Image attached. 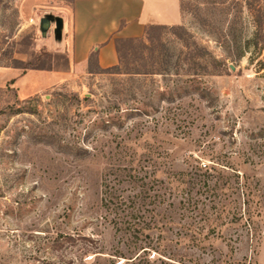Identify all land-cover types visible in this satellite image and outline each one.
Masks as SVG:
<instances>
[{"label":"rangeland","instance_id":"obj_1","mask_svg":"<svg viewBox=\"0 0 264 264\" xmlns=\"http://www.w3.org/2000/svg\"><path fill=\"white\" fill-rule=\"evenodd\" d=\"M180 2L181 22L152 30L140 50L168 60L166 75L88 65L26 99L0 86V264L71 258L77 248L53 249L62 234L92 236L108 252L111 165L174 188L181 173L214 174L174 199L169 226L148 233L153 248L182 264H264V0ZM64 7L0 0V65L46 51L40 21Z\"/></svg>","mask_w":264,"mask_h":264},{"label":"trees","instance_id":"obj_2","mask_svg":"<svg viewBox=\"0 0 264 264\" xmlns=\"http://www.w3.org/2000/svg\"><path fill=\"white\" fill-rule=\"evenodd\" d=\"M75 1L65 0L66 7L72 8ZM160 28L163 27H147L144 37L139 39L114 38L118 58L116 66L108 69L98 68L96 54L90 56L88 65H94L99 73L126 76L130 79L168 74V60H155L151 52L150 60H143L140 55V50L147 49V43H151L150 32ZM18 53L26 55L27 61L13 59L10 65L0 67L22 71L68 69V58L65 54L42 51L32 59V51ZM7 87L9 88V85ZM134 111L131 113H140L138 110ZM119 167L121 166L108 167L102 181L101 206L106 212L105 221L114 234V245L111 249L104 252L103 246L92 236L84 237L79 233L62 234L54 241V251L71 247L77 248L75 253L71 258L66 253L59 260H45L43 264H182V260L175 261L153 248L152 238L148 233H162L169 226L172 222L170 208L174 206L176 197L179 196L181 201L186 202L191 185L208 186L216 176L208 172L181 173L184 179L174 188L172 183L158 180L153 174L148 176L145 173L142 176L135 170ZM124 184L129 187L126 196L122 194L123 190H120Z\"/></svg>","mask_w":264,"mask_h":264},{"label":"crops","instance_id":"obj_3","mask_svg":"<svg viewBox=\"0 0 264 264\" xmlns=\"http://www.w3.org/2000/svg\"><path fill=\"white\" fill-rule=\"evenodd\" d=\"M52 18L38 44L47 52L65 54L68 69L22 71L0 67V86L9 85L20 99L42 94L77 71L87 72L92 54H96L98 68L116 66L114 38L139 39L147 27L177 25L182 11L180 0H76L72 8L64 7Z\"/></svg>","mask_w":264,"mask_h":264},{"label":"water","instance_id":"obj_4","mask_svg":"<svg viewBox=\"0 0 264 264\" xmlns=\"http://www.w3.org/2000/svg\"><path fill=\"white\" fill-rule=\"evenodd\" d=\"M51 21H53V18L50 17V16H46V17H44V18L40 21L39 29H40L41 35H42L43 37L46 36V32H47L48 29L50 28V23H51Z\"/></svg>","mask_w":264,"mask_h":264}]
</instances>
